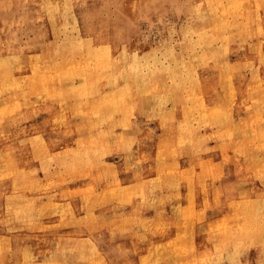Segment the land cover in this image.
<instances>
[{
  "label": "rangeland",
  "instance_id": "obj_1",
  "mask_svg": "<svg viewBox=\"0 0 264 264\" xmlns=\"http://www.w3.org/2000/svg\"><path fill=\"white\" fill-rule=\"evenodd\" d=\"M259 5L260 0H0V75L5 76L0 81L25 76L27 82L25 98L16 91L0 96V197L7 199L0 208L7 204L10 212L0 216V228L25 233L31 243L26 259L14 263V258L2 261L0 250V263L38 264L47 253L53 264H138L158 245L169 250L171 264H227L211 259L221 248L224 256L240 253L242 262L264 264V251L255 248L264 247V236L252 239L255 247L249 244L256 220L251 224L247 216L248 208H258L257 230L264 232V200L250 201L264 195V167L251 163L264 153V26L253 36L244 30V12L255 10L254 21L264 15ZM86 41L105 48L95 55L114 67L87 68L79 61L69 72L78 52L88 51ZM55 44L62 46L56 60L67 72L43 71L55 82L50 89L35 80L37 70L25 62ZM136 51L169 61L183 52L188 62L174 61L169 71L119 68ZM193 57L204 66L192 63ZM232 74L235 79L240 74L238 81ZM136 93L140 99L133 97ZM10 97L17 102L8 105ZM109 98L125 105L106 104ZM213 111L232 116V125L219 130L202 113ZM165 115L170 119L160 122ZM247 116L254 119L251 126L240 122ZM66 117L69 121L62 122ZM186 118L202 137L196 171L189 164L195 152L187 160L181 151L190 139L183 129ZM200 118L205 125L196 124ZM59 125H65L66 134ZM94 131L105 140L97 163L64 167L62 158L78 141L88 143ZM5 167L23 178L14 175L13 182ZM190 169L195 177L188 183ZM155 172L173 178L155 181ZM117 179L122 185L114 193L116 207L103 195ZM94 189L103 199L89 210L91 194H99ZM202 189L219 195L217 212L212 197L205 205ZM67 194L74 205L56 203ZM20 214L30 223L36 219L35 241ZM213 221L219 222L217 230L203 227ZM118 229L120 234L114 232Z\"/></svg>",
  "mask_w": 264,
  "mask_h": 264
},
{
  "label": "bare ground",
  "instance_id": "obj_2",
  "mask_svg": "<svg viewBox=\"0 0 264 264\" xmlns=\"http://www.w3.org/2000/svg\"><path fill=\"white\" fill-rule=\"evenodd\" d=\"M247 6H249L250 8H253V9H257L259 8L255 2H253L252 4H248L247 2ZM257 6V7H256ZM260 8H261V12H264V0H260ZM256 11L253 10H249L247 12H244L245 13V16H246V21H245V24H244V30H246V33L248 36H253V35H256L258 34L264 26V15L257 18L258 21H254V16H256ZM258 26L257 28H254V26ZM202 30L199 29L197 30V33L200 34ZM86 44H88V41H86ZM89 45V44H88ZM61 45L60 44H55L53 45L48 51L47 53L46 52H42L39 51V54L38 55H33L31 56L29 59H28V62L26 60L25 62V67H32L34 68V70H37L38 73H36V75L34 76L35 77V80H39L41 82V85L42 86H47L48 88L50 89H54L53 87V83L55 82H52L51 81V77L47 75L46 72H43V71H51V70H47V69H53L52 72L54 73H59V71H66L63 67H62V62L61 63H58L57 60H56V55L61 53ZM104 49L105 48H97L95 46H91L89 45L88 46V51L87 52H83L84 54L78 52V57H76L75 59V64H74V67L69 70V72L73 71L74 68L78 65V62L81 66H87V68H89V66L92 65V67H103V68H112L114 67L113 65H108L107 64H104L105 62H102L100 60V57L103 55L104 53ZM97 53H101V54H98V55H95ZM136 57L133 58V60L130 62V63H126L125 61H122L120 62V64L118 65L119 68H127V69H132V70H149V69H156V68H160L162 71H169V69H173L174 68V64L175 62L179 61V60H183L185 61L186 63L188 62V60H186L184 53L182 52V54H177L176 57L174 56L173 58L176 59L174 61H169L168 58H162V57H156V55H154V58L151 59L150 56L152 54H144V53H140L139 51H136ZM104 58V57H103ZM198 58V57H197ZM194 61H196L197 63V66L199 67H203V65H200L199 64V58L197 60H195V57H193L192 59V63H194ZM91 63V64H90ZM90 64V65H88ZM114 64V63H113ZM91 67V68H92ZM231 68V67H230ZM232 69V68H231ZM33 70V71H34ZM201 70L197 71L198 72V77H199V85H198V88H200V83L202 81V78H201V73H200ZM39 72H43L44 74L42 73H39ZM234 73V71H231ZM5 76L3 75H0V79L1 78H4ZM20 76L18 77H14L12 79H8L9 81L8 82H2L0 81V96L2 97V95L6 92H15L16 91V96L18 97H22V98H25V94L23 93L25 91V87H26V84L27 82H25L26 78L25 76H22L20 78H22V80H20L19 78ZM64 77V76H63ZM66 77V76H65ZM240 77V74L236 75V79H235V76L232 74V78H234L236 81H238ZM196 79V76L195 75H192L190 76V81H194ZM219 82V81H218ZM188 85L190 84L189 81L187 82ZM190 87V86H189ZM21 88L22 90L21 91H18V89ZM19 92H22V94H20ZM57 92V90H56ZM91 94V93H90ZM95 94V93H94ZM93 94V96H94ZM121 95H124L127 99V101H130L131 100V96L132 95H127L126 92H122ZM148 95V94H147ZM90 96V95H89ZM92 96V98H94ZM146 96V95H145ZM18 97H10L9 98V103L8 105H13L14 103L17 102V98ZM77 97V95L75 96V98ZM133 97H135L136 99H140V97L138 96V94H133ZM159 97V95H158ZM62 99H68V97L62 95ZM123 99V98H122ZM108 100H111V98H109ZM116 101V99H114ZM153 101H155V99H152ZM115 101L111 100L109 102H107L106 104L108 103H114ZM122 101V100H120ZM119 100L116 101V102H119V104H121V106L125 105V100L123 102H120ZM233 107V106H231ZM243 108V107H242ZM10 108H8L9 110ZM7 110V109H6ZM89 111L91 112V109H89ZM111 114H114L115 110L111 109ZM167 110H164L161 112V114H164ZM233 112V108H231V112L230 114ZM88 113V112H87ZM108 113V111H107ZM205 116H207L208 118L211 119L212 121V124L214 126H218V129L220 130L221 128L222 129H227V125L228 123L232 125V123L230 122L232 120V116H229V118L227 119L225 117V115H222L221 113L219 114L218 111H213V112H210V113H205V112H202ZM87 117V114L85 115ZM6 117V116H5ZM121 119L123 120H133V117H127V116H124V117H120ZM185 118V117H184ZM112 120L111 118H109V116L107 117V122ZM170 119V116L169 115H165L163 117L160 118V122L162 121H168ZM187 119H185L184 123H183V129H184V134L187 133V137L189 136L190 139L186 140V142L181 146V151L186 153L187 155V160L188 158L190 157L191 154H194L191 155V157L189 158V164H190V167L195 170V164L198 162V158H199V154L204 150H201L203 148V145L201 143L202 141V137L200 136L197 128L195 127H189L187 125ZM254 119L252 118H241L240 122L242 123L244 121V124H248L249 126H251L252 124V121ZM256 120L258 121L257 117H256ZM61 121L62 122H68L69 119H63L61 118ZM259 122V121H258ZM198 126H202V125H205L206 124V121L202 118H200L197 123H196ZM243 124V123H242ZM247 125V126H248ZM60 129H62V132L63 134H66L68 129L65 127V125H59ZM191 129H193L194 131H191ZM210 130V127L208 128H205L204 129V133H206L207 131ZM261 132L262 134H264V128L262 127L261 128ZM91 134L92 135V139L88 142V143H83L82 141H78L76 146L75 147H72L70 151H68V154L66 157L62 158L61 160V164L64 165V167L66 168H71V169H78V167H90L93 163L94 165L97 163V155L99 154V152L101 151V148L99 147V145H104L103 142L105 141L103 137H101L100 133L98 131H94L92 132ZM216 135V133L214 134ZM114 138V136H113ZM75 145V144H74ZM74 145H71V146H74ZM69 146V147H71ZM48 148V147H47ZM200 163V162H199ZM251 163L254 164V167H264V153L263 155L261 156V154H258L256 155ZM45 163H42L40 164V166L44 165ZM1 166H2V163H1V160H0V171H1ZM192 169H190L188 171V174H187V178H188V183L193 181L194 177H195V174L193 175H189V172L192 173ZM6 170V174H7V177H12V181L14 182V175L15 176H18V177H21L23 178L22 174L21 173H14L12 172V169L11 168H8V167H5V169L3 171ZM196 171V170H195ZM3 174V173H1ZM155 175L156 177L153 178L155 181H163L165 183H168L170 181L171 178L173 177H168L166 175L162 176V174H159L158 172L156 173L155 172ZM132 175H130L131 177ZM162 176V177H161ZM132 177H134L135 181L138 180L140 181V175L139 174H135L133 175ZM122 179V178H121ZM121 179H117V180H114L116 182H114V186L113 187H110L109 188V191L107 192V194L103 195L105 197H110L111 200L114 202L113 205H115L116 207L119 206V202L116 199V196L117 194H114L116 192V190L118 189V187L120 186L119 190L121 189V185H122V182H121ZM1 182V181H0ZM187 183V184H188ZM121 184V185H120ZM190 189H191V186H190ZM94 192L96 193H99V194H91L93 196L92 200L88 201L89 203V210L92 209L93 207V203L95 200H98V199H103L102 195H101V191H95V189L93 190ZM206 201H205V205L206 206H209L210 205V202H209V199L212 197L214 199V201L216 202V206L214 207V211H218V208H219V203H218V200H219V195H211L210 192L207 191V189H202V195ZM17 199H21L20 197H17ZM264 200V195L258 199H252L250 198V201L251 203H255V202H258V203H262V201ZM5 201H7V199L4 200V198H1L0 197V202L1 203H6ZM249 201V202H250ZM57 204L59 203H66V204H72L74 205V201L72 199V196L69 197V194L65 195V199L63 200H60L58 202H56ZM6 206L7 204H5L4 206H2L0 208V216H10V212H8V210L6 209ZM70 206V205H69ZM249 209V212L247 214L248 218H249V221L248 222H251V224H254V221L256 220L255 222V230L254 231V228L253 226H251V236L249 237V244L254 246L253 244V241L252 239H258L262 234L264 236V232L262 230H257L259 229L258 228V225L260 223L261 225V214H260V211L258 208H254V206H252V208H248ZM105 210V209H104ZM184 215V214H183ZM19 219L21 221H23V223L28 227H30L31 229V233L32 235L34 236V241H35V238L37 236V231H39V227L36 226L35 224V221L36 219L34 220H31L32 222L30 223L29 221H25L26 218L23 214H20V217ZM35 226L37 230H35L33 227ZM219 226V222H216V221H213L211 224H205L203 227H208L210 228V230H213L218 228ZM189 226V225H188ZM0 231L2 232L3 236L0 237V250L2 251V254H3V257H2V261L5 259V260H9L11 258H14V261L13 260V263L14 262H17L18 260H23V259H26L25 257L28 255V244H31L29 243V239L27 238L26 234L25 233H17V232H14L12 231V229H5V228H0ZM114 232H117V234L121 232V229H118L117 231H114ZM113 232H109L108 235L111 236ZM117 236V235H116ZM37 241V240H36ZM78 244L75 243L74 245L76 246ZM82 246V245H81ZM80 247V246H79ZM255 247V246H254ZM160 247L158 245H153L149 248V253L147 254V256H142L141 259L139 260V263L140 262H147L148 264H171V256L169 254V250L167 252L165 251H162L161 249H159ZM257 248L258 250H261V252L264 251V247L263 246H257L255 247ZM225 251L223 250V248H221L218 252L213 251V254H211L213 257L211 258L214 262H220V261H227V264H262L263 262L262 261H259V262H255V261H250L248 259L244 260L243 258V262L240 260V253H235V254H232L230 253V255L228 256H224V253ZM78 254L82 255V251L78 250L77 251ZM173 254V253H171ZM248 252H247V257H248ZM94 255L95 256H98L99 253L97 251L94 252ZM244 255V254H243ZM44 256L45 258L43 259H39V260H36V257L34 258V260L38 261V264H53V257H49V255L47 253H44ZM89 256L85 254L84 258H87ZM4 258V259H3ZM18 259V260H17ZM1 261L0 264H3V262Z\"/></svg>",
  "mask_w": 264,
  "mask_h": 264
}]
</instances>
